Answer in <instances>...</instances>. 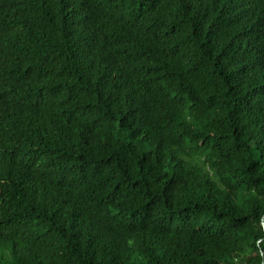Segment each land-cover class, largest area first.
<instances>
[{
  "label": "trees",
  "instance_id": "obj_1",
  "mask_svg": "<svg viewBox=\"0 0 264 264\" xmlns=\"http://www.w3.org/2000/svg\"><path fill=\"white\" fill-rule=\"evenodd\" d=\"M0 264H264V0H0Z\"/></svg>",
  "mask_w": 264,
  "mask_h": 264
}]
</instances>
